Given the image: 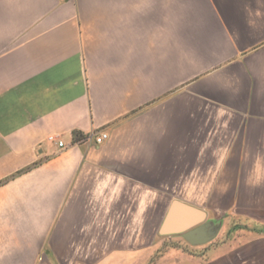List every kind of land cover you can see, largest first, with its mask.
<instances>
[{
  "label": "crops",
  "instance_id": "0c3cea01",
  "mask_svg": "<svg viewBox=\"0 0 264 264\" xmlns=\"http://www.w3.org/2000/svg\"><path fill=\"white\" fill-rule=\"evenodd\" d=\"M174 201L204 222L161 235ZM230 205L264 212V0H0V264H264L202 235Z\"/></svg>",
  "mask_w": 264,
  "mask_h": 264
},
{
  "label": "rangeland",
  "instance_id": "374dc122",
  "mask_svg": "<svg viewBox=\"0 0 264 264\" xmlns=\"http://www.w3.org/2000/svg\"><path fill=\"white\" fill-rule=\"evenodd\" d=\"M215 221H210L206 226H204L201 231L202 235L203 231L206 229L214 235L213 232H216L217 238L216 240L219 241L220 238L228 240V236L231 235L232 238L236 243L241 240V231L243 230H250L257 234L253 238L255 241H264V235L260 233L264 232V221H250L246 215H257L264 213L258 207H243V206H220L216 207L215 209ZM233 232V233H226V232ZM218 232V233H217ZM224 237V238H223ZM236 237V238H235ZM161 246L162 251L171 250L173 248H177L178 245L176 241L172 240H165Z\"/></svg>",
  "mask_w": 264,
  "mask_h": 264
},
{
  "label": "water",
  "instance_id": "95a60500",
  "mask_svg": "<svg viewBox=\"0 0 264 264\" xmlns=\"http://www.w3.org/2000/svg\"><path fill=\"white\" fill-rule=\"evenodd\" d=\"M179 213L182 215L183 220L177 227H173L170 223L171 217ZM205 219V213L198 208H192L176 201L172 202L169 206L165 221L163 222L160 233L161 235H175L178 233L185 232L195 225L202 224ZM203 227H200L202 229Z\"/></svg>",
  "mask_w": 264,
  "mask_h": 264
},
{
  "label": "flooded vegetation",
  "instance_id": "af4514ba",
  "mask_svg": "<svg viewBox=\"0 0 264 264\" xmlns=\"http://www.w3.org/2000/svg\"><path fill=\"white\" fill-rule=\"evenodd\" d=\"M186 232V231H185ZM185 232H182V233H178V234H175V235H182L184 234ZM218 233V232H217ZM226 233H233V232H226ZM217 238V235H216V232H214V235H213V238L212 240H214V246H217V247H220V246H231L233 244H235L236 242L232 239L234 237H232L231 235L228 236V240H225V239H222L220 238L219 241L216 240ZM224 238V237H223ZM236 238V237H235ZM172 241V240H170ZM264 242V241H255L253 239H248L247 242H246V245H245V249L248 248V249H252L254 248L255 246L257 245H261V243Z\"/></svg>",
  "mask_w": 264,
  "mask_h": 264
},
{
  "label": "built area",
  "instance_id": "2783aa9c",
  "mask_svg": "<svg viewBox=\"0 0 264 264\" xmlns=\"http://www.w3.org/2000/svg\"><path fill=\"white\" fill-rule=\"evenodd\" d=\"M54 138H55V137L50 136V137L48 138V140H49V141H53ZM106 139H107V134H106L105 132H100V133L95 137V142H96L97 144H100V143H102V142H103L104 140H106ZM58 146H59V147H63V143H62V142H58Z\"/></svg>",
  "mask_w": 264,
  "mask_h": 264
}]
</instances>
